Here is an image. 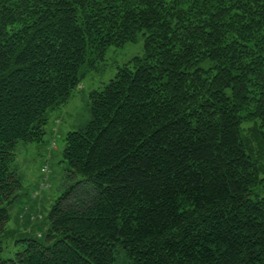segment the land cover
I'll list each match as a JSON object with an SVG mask.
<instances>
[{"label": "trees", "instance_id": "1", "mask_svg": "<svg viewBox=\"0 0 264 264\" xmlns=\"http://www.w3.org/2000/svg\"><path fill=\"white\" fill-rule=\"evenodd\" d=\"M143 56L64 138L45 239L3 259L18 141L110 45ZM264 264V0H0V264Z\"/></svg>", "mask_w": 264, "mask_h": 264}, {"label": "rangeland", "instance_id": "2", "mask_svg": "<svg viewBox=\"0 0 264 264\" xmlns=\"http://www.w3.org/2000/svg\"><path fill=\"white\" fill-rule=\"evenodd\" d=\"M143 54L141 33L134 42L108 46L103 58L96 60L95 68L84 71L66 101L48 110L42 140L16 143L11 168L21 182V189L16 200L8 206L10 216L6 227L12 235L3 239V259L13 258L16 252L22 250L24 242L19 239H45L47 214L61 193L67 167L62 161L65 135L69 131L84 128L90 121V93L102 89L115 76L118 68L132 57H141ZM42 166L48 167L47 175L41 171ZM27 217L28 225L24 221ZM114 264H130L121 246L116 247Z\"/></svg>", "mask_w": 264, "mask_h": 264}, {"label": "built area", "instance_id": "3", "mask_svg": "<svg viewBox=\"0 0 264 264\" xmlns=\"http://www.w3.org/2000/svg\"><path fill=\"white\" fill-rule=\"evenodd\" d=\"M41 171L43 172L44 175H47V173L49 172V169L47 166H42ZM43 183H45V182L43 181Z\"/></svg>", "mask_w": 264, "mask_h": 264}, {"label": "crops", "instance_id": "4", "mask_svg": "<svg viewBox=\"0 0 264 264\" xmlns=\"http://www.w3.org/2000/svg\"><path fill=\"white\" fill-rule=\"evenodd\" d=\"M51 177H53V175H52ZM32 204H33V202H32ZM27 219H29V218L27 217L26 220H24V221H25V224L28 223V220H27ZM24 221H23V223H24ZM27 225H28V224H27Z\"/></svg>", "mask_w": 264, "mask_h": 264}]
</instances>
